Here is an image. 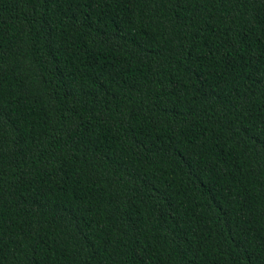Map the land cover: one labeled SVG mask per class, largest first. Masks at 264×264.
<instances>
[{
    "label": "trees",
    "instance_id": "trees-1",
    "mask_svg": "<svg viewBox=\"0 0 264 264\" xmlns=\"http://www.w3.org/2000/svg\"><path fill=\"white\" fill-rule=\"evenodd\" d=\"M0 264H264V0H0Z\"/></svg>",
    "mask_w": 264,
    "mask_h": 264
}]
</instances>
